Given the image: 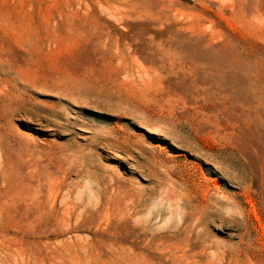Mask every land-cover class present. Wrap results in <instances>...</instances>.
<instances>
[{
  "label": "rangeland",
  "instance_id": "rangeland-1",
  "mask_svg": "<svg viewBox=\"0 0 264 264\" xmlns=\"http://www.w3.org/2000/svg\"><path fill=\"white\" fill-rule=\"evenodd\" d=\"M0 264H264V0H0Z\"/></svg>",
  "mask_w": 264,
  "mask_h": 264
}]
</instances>
